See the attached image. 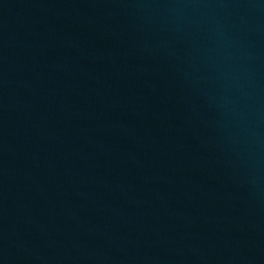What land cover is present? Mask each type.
I'll list each match as a JSON object with an SVG mask.
<instances>
[{"label": "water", "instance_id": "95a60500", "mask_svg": "<svg viewBox=\"0 0 264 264\" xmlns=\"http://www.w3.org/2000/svg\"><path fill=\"white\" fill-rule=\"evenodd\" d=\"M0 264H264V0H0Z\"/></svg>", "mask_w": 264, "mask_h": 264}]
</instances>
